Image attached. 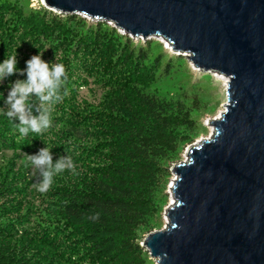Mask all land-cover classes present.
<instances>
[{
    "label": "rangeland",
    "instance_id": "rangeland-1",
    "mask_svg": "<svg viewBox=\"0 0 264 264\" xmlns=\"http://www.w3.org/2000/svg\"><path fill=\"white\" fill-rule=\"evenodd\" d=\"M65 14L41 0H0V242L25 264H106L86 257L82 231L64 219L58 202L95 164L90 147L107 100L132 83L170 111H186L192 126L179 128L186 137L172 154L175 164L213 133L228 77L178 56L160 36L146 43L130 34L127 42L119 29L110 34L96 29V20L80 24ZM22 118L35 128L20 125ZM173 178L171 171L159 177L158 210L150 231L137 228L140 243L165 225ZM131 264L158 262L146 251Z\"/></svg>",
    "mask_w": 264,
    "mask_h": 264
},
{
    "label": "water",
    "instance_id": "water-1",
    "mask_svg": "<svg viewBox=\"0 0 264 264\" xmlns=\"http://www.w3.org/2000/svg\"><path fill=\"white\" fill-rule=\"evenodd\" d=\"M59 13L160 36L228 77L209 138L175 163L163 228L140 243L158 264H264V0H41Z\"/></svg>",
    "mask_w": 264,
    "mask_h": 264
},
{
    "label": "trees",
    "instance_id": "trees-1",
    "mask_svg": "<svg viewBox=\"0 0 264 264\" xmlns=\"http://www.w3.org/2000/svg\"><path fill=\"white\" fill-rule=\"evenodd\" d=\"M44 13L59 17L47 10ZM64 18L80 24L86 21L77 13H66ZM95 24L96 29L103 27L110 34L118 29L106 20ZM123 36L130 41L127 34ZM143 41L149 43V37ZM100 118L89 154L95 164L64 190L58 211L82 231L86 257L106 264H131L147 251L136 230L152 229L159 177L170 173L165 163L173 165L172 154L186 137L179 128L191 127L192 121L186 111H170L161 100L132 83L113 92ZM21 120L26 129L35 128L34 123ZM0 264L25 263L12 246L0 242Z\"/></svg>",
    "mask_w": 264,
    "mask_h": 264
},
{
    "label": "built area",
    "instance_id": "built-area-1",
    "mask_svg": "<svg viewBox=\"0 0 264 264\" xmlns=\"http://www.w3.org/2000/svg\"><path fill=\"white\" fill-rule=\"evenodd\" d=\"M92 20H96V19H92ZM107 23H109V24H111L112 25V23L110 22V21H107ZM119 31L121 32V33H124L122 30H120L119 29ZM124 34H126V33H124ZM127 35H130V34H127ZM135 37V36H134ZM137 37V36H136ZM138 37H140V36H138ZM144 39V38H143ZM167 219V218H166Z\"/></svg>",
    "mask_w": 264,
    "mask_h": 264
},
{
    "label": "bare ground",
    "instance_id": "bare-ground-1",
    "mask_svg": "<svg viewBox=\"0 0 264 264\" xmlns=\"http://www.w3.org/2000/svg\"><path fill=\"white\" fill-rule=\"evenodd\" d=\"M227 78H224V84L226 85L227 84ZM171 202H172V200H171Z\"/></svg>",
    "mask_w": 264,
    "mask_h": 264
}]
</instances>
